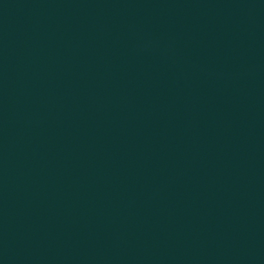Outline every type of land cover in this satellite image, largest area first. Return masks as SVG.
<instances>
[{
  "label": "water",
  "instance_id": "95a60500",
  "mask_svg": "<svg viewBox=\"0 0 264 264\" xmlns=\"http://www.w3.org/2000/svg\"><path fill=\"white\" fill-rule=\"evenodd\" d=\"M0 264H264V0H0Z\"/></svg>",
  "mask_w": 264,
  "mask_h": 264
}]
</instances>
